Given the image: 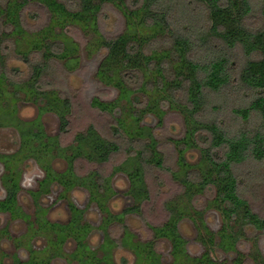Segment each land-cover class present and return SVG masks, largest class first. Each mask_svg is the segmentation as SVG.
Returning a JSON list of instances; mask_svg holds the SVG:
<instances>
[{
	"label": "trees",
	"instance_id": "1",
	"mask_svg": "<svg viewBox=\"0 0 264 264\" xmlns=\"http://www.w3.org/2000/svg\"><path fill=\"white\" fill-rule=\"evenodd\" d=\"M34 2L48 9L50 20L29 31L23 11ZM107 3L118 7L126 19L125 30L114 37H106L99 29V15ZM254 5V0H0V112L10 116L0 121V126L15 127L20 137L16 151L0 156L5 168L0 211L26 220L31 228L29 239L39 234L46 239V256H39L28 241L30 258L23 261L14 256L13 264H48L57 256L78 264H118L114 257L117 247L131 250L136 256L134 264H163L155 240H135L129 231L118 238L110 225L123 220L126 213L141 212L150 199L147 170L152 165L163 167L164 158L153 128L140 122L148 113L162 119L167 104L185 118L184 135L174 139L182 170L173 176L192 202L198 194L214 188L213 202L224 217L215 233L202 217L203 210H195L194 216L187 206L167 201V219L152 228L154 238L172 241L173 264H214V248L237 250L244 226L264 232V217L241 194L245 179L239 173L244 163L264 162V0L260 1L262 23L256 26L249 21ZM71 27L96 35L93 47L105 48L97 76L117 88L119 95L112 101L95 97L92 106L114 114L113 138L92 123L85 131H78L72 143L64 145L59 135L47 133L41 120L46 112H54L61 131L70 125L73 101L56 88L45 86L44 76L52 59L63 60L69 69L79 64L80 46L68 34ZM12 42L30 65L29 75L22 79L14 78L10 74L13 69L7 65ZM19 99L37 105L34 119L19 116ZM135 104L144 106L137 108ZM221 107L233 117L221 115ZM120 138L128 144L131 159L114 165L108 173L100 168L78 170L82 161H109L121 149ZM190 149L201 153L197 164L187 160ZM55 157L66 160L64 170L53 168ZM29 158L45 171L39 189L32 192L34 220L18 202L23 164ZM118 172L127 174L134 204L114 214L107 202L115 193L112 178ZM54 182L63 186L60 196L68 199L70 217L65 222L50 220L48 208L39 202ZM75 187L85 188L89 201L107 214L99 225L104 239L98 248L89 243L94 227L84 216L85 208L71 199L70 191ZM185 214L200 224L199 238L207 249L199 258L187 253L186 240L179 232V221ZM67 242H74L73 251L65 249ZM4 256L0 250V264H4ZM244 261L238 252L235 264ZM126 262L123 258L122 264Z\"/></svg>",
	"mask_w": 264,
	"mask_h": 264
},
{
	"label": "rangeland",
	"instance_id": "2",
	"mask_svg": "<svg viewBox=\"0 0 264 264\" xmlns=\"http://www.w3.org/2000/svg\"><path fill=\"white\" fill-rule=\"evenodd\" d=\"M67 1V0H66ZM260 1L254 0V11L249 16L251 25L262 23V12ZM50 20L48 9L37 2L32 3L23 11V22L29 31L38 30L47 25ZM126 19L123 13L113 3H107L99 15V29L106 37H114L122 33L126 28ZM68 32L79 46V64L74 68H68L63 60L52 59L50 67L44 76V84L47 87L56 88L64 97H69L73 101L72 111L69 114L70 125L67 131L60 129V121L56 113L46 112L41 120L48 134L59 135L61 142L66 145L74 140L78 131H85L90 124H95L97 128L107 137L113 138V125L116 124L114 114L103 111L98 107L92 106L95 97L105 101H112L119 95V90L115 87L106 85L97 76V70L106 51L103 47H93L92 40L95 41L96 35L91 32H83L79 27H71ZM7 65L11 69L10 74L16 79H22L29 75L30 65L22 58L21 52L17 50L15 43L12 42L8 51ZM74 59H71L73 62ZM14 69H18L17 71ZM137 108H142L143 104H135ZM1 107V106H0ZM19 116L26 120L34 119L38 115L37 105L27 100H18ZM166 113L162 119L153 113L143 115L140 124L148 125L153 128L158 141L160 153L164 158L163 167L152 165L147 170V183L150 189V199L145 202L141 212L127 213L123 220H114L110 227L114 236L120 238L123 233V225L136 233V238L148 239L152 236L150 224L163 223L169 212L166 203L169 200L182 207L187 206L191 215H196L195 210H203L202 217L205 218L207 226L217 233L223 223L224 217L220 209L213 200L216 197L215 189H207L198 194L193 202L187 199L184 189L179 180L173 174L182 170L179 164L178 146L174 139L181 138L185 131V118L175 108L169 104L166 106ZM119 110V109H118ZM217 114V112H216ZM220 114H225L227 118L233 117L228 109L220 108ZM125 116V115H124ZM10 116L1 114L0 121L9 120ZM129 120V118H128ZM121 149L112 155L111 159L104 164L82 161L77 164L80 172H86L93 168H100L106 173L110 172L114 165L131 159L129 156L128 144L121 140ZM20 145V137L17 129L12 126H0V156L16 151ZM187 160L191 164L200 161L201 153L198 149H190L186 152ZM66 160L55 157L52 166L57 171H62L66 167ZM198 168V167H197ZM195 168V169H197ZM4 164L0 160V197L5 194L1 184V175L4 172ZM239 173L245 179L241 187V194L249 201L252 209L264 217V162L242 164ZM44 175V169L34 159L29 158L24 162L22 173V189L19 194L20 204L27 213L34 214L35 204L30 191L37 189L39 180ZM112 185L115 193L109 198L107 204L114 214L122 212L127 206L133 205L134 199L128 192L130 188L129 178L126 173L118 172L112 178ZM51 191L43 195L42 202L48 206L47 216L50 220L66 221L70 217L68 201L61 198L62 187L58 183L51 186ZM71 198L79 206L86 209L84 216L93 225L89 235V243L93 248H98L104 238V231L99 227L106 212H102L97 203L89 201V193L85 188L75 187L71 191ZM176 206V205H175ZM196 218V217H195ZM199 221L185 214L179 221V229L187 239L188 251L192 255H200L204 248L200 243ZM6 228L8 231L0 234V242L6 252L5 263L10 264L12 255L18 253L23 259L28 257V250L24 247L26 236L30 234L31 228L22 219H11L9 213L0 212V229ZM244 235L241 236L237 244V250L226 251L217 247L213 254L217 260L215 264L225 263L234 264L238 252L242 253L245 264H264V232L258 231L253 227L244 226ZM202 233V231H201ZM19 237H23L20 242ZM218 240V238H217ZM18 243H21L18 245ZM32 243L39 252V256H46V251L42 249L46 245L43 234L33 238ZM74 242H68L65 247L68 251L74 248ZM158 251L162 255L164 263L170 264L174 260L171 253V241L166 238L159 240ZM114 257L118 264L122 259H126L127 264H133L134 253L124 247L114 249ZM51 264H67L64 258L56 257L51 260ZM71 264H77L72 262Z\"/></svg>",
	"mask_w": 264,
	"mask_h": 264
},
{
	"label": "flooded vegetation",
	"instance_id": "3",
	"mask_svg": "<svg viewBox=\"0 0 264 264\" xmlns=\"http://www.w3.org/2000/svg\"><path fill=\"white\" fill-rule=\"evenodd\" d=\"M23 168H24V164H23ZM23 173V172H22ZM45 176V171H44V175H43V177ZM42 177V178H43ZM41 178V179H42ZM40 179V180H41ZM40 180H39V182H38V187H37V189H35V190H32V191H30V194L32 195V192L33 191H37L38 189H39V187H40ZM54 183H57V182H54ZM53 183V184H54ZM2 184V183H1ZM52 184V185H53ZM59 184V183H58ZM51 185V186H52ZM60 185V184H59ZM2 187H3V185H2ZM62 187V190H63V186H61ZM4 188V187H3ZM51 188V187H50ZM81 188H83V187H81ZM114 188V187H113ZM21 189H22V178H21ZM21 189H20V191H21ZM74 189V188H73ZM72 189V190H73ZM62 190H61V193H62ZM71 190V191H72ZM20 191H19V193H18V202H19V204H20V201H19V194H20ZM50 191H51V189H50ZM49 191V192H50ZM71 191H70V194H71ZM4 192H5V189H4ZM49 192H47V193H49ZM88 192V191H87ZM128 192H129V190H128ZM47 193H44V194H42L41 195V197H40V199H39V202H40V204L43 206V207H46V208H48V210H49V207L48 206H44L43 205V202H42V198H43V195H45V194H47ZM4 196H5V194L3 195V196H1L0 198H4ZM71 196V195H70ZM61 197V196H60ZM32 198H33V201H34V197H33V195H32ZM61 198H64V197H61ZM67 199V198H66ZM72 199V198H71ZM134 199V198H133ZM73 200V199H72ZM67 201H68V199H67ZM34 204H35V201H34ZM76 204V203H75ZM134 204V203H133ZM21 205V204H20ZM22 206V205H21ZM131 206V205H130ZM128 207V206H127ZM22 208H23V206H22ZM68 208H69V203H68ZM81 208H83V207H81ZM24 209V208H23ZM48 210H47V213H48ZM69 211H70V209H69ZM85 211H86V209H85ZM1 213H9L8 211H5V212H3V211H0ZM26 212V211H25ZM35 212H36V205H35V211H34V214H30V213H28V214H30L31 216H32V219L34 220V218H35ZM47 213H46V216H47ZM70 213V212H69ZM10 214V213H9ZM127 214V213H126ZM125 214V215H126ZM125 215H124V217H125ZM10 217H11V219H19V218H12V216H11V214H10ZM48 217V216H47ZM20 219H22V220H24L23 218H20ZM69 219V218H68ZM205 219V218H204ZM25 222H27L26 220H24ZM67 221V220H66ZM206 221V220H205ZM59 222H65V221H59ZM27 224H28V222H27ZM206 224H207V222H206ZM29 225V224H28ZM154 225H156V224H150L149 225V227H151V231H152V236L150 237V238H148V239H141V238H136L137 237V235H136V233H134L131 229H128V227L124 224L123 225V233H122V235H121V237L124 235V233L126 232V231H129V232H131L133 235H134V239L135 240H141V241H145V242H147V241H150V240H155V247H156V251L160 254V256H161V262L163 263V264H166V263H164V261H163V259H162V255H161V253L158 251V248H157V244H158V242H159V240L161 241V240H164V237L163 238H154V230H153V226ZM8 230L6 229V228H2V229H0V234L1 233H3V232H7ZM179 232H180V234L182 235V233H181V231H180V229H179ZM182 237L186 240V242H185V247H186V251H187V253L190 255V256H192V257H201L203 254H204V252L206 251V249H207V247H206V245L203 243V241H201L200 243L203 245V248H204V250H203V252L200 254V255H192V254H190L189 253V251H188V246H187V243H188V241H187V239L182 235ZM23 237H19V239L18 240H20V242L22 241L21 239H22ZM33 238H35V237H33ZM33 238H31V239H29V234L26 236V240H25V248L28 250V257L27 258H25V259H23L18 253H14L13 255H12V260H11V263L10 264H13L14 263V256H18L21 260H23V261H26V260H28L29 258H30V256H31V253H30V250H29V246H28V241H30L31 242V244H32V246H33V248L37 251V249L35 248V246H34V244L32 243V241H33ZM166 238V237H165ZM104 239V238H103ZM167 240H168V238H166ZM170 240V239H169ZM1 241V240H0ZM103 241V240H102ZM171 241V240H170ZM68 243V242H67ZM66 243V244H67ZM21 243H18V245H20ZM65 244V245H66ZM171 244H172V241H171ZM74 247H75V245H74ZM92 247V246H91ZM217 247L218 246H216L215 248H214V251H212L211 252V255L213 256V254L216 252V250H217ZM93 248V247H92ZM118 248V247H117ZM125 248V247H124ZM44 249V248H43ZM42 249V251L44 252V250ZM65 249H66V247H65ZM74 249V248H73ZM73 249L72 250H70V251H73ZM0 250L1 251H3L4 253H5V256H4V258H3V263L4 264H6L5 263V257H7L6 256V252L4 251V249H3V246H2V244H1V242H0ZM67 250V249H66ZM172 250H173V244H172V248H171V253H172ZM68 251V250H67ZM38 252V251H37ZM39 253V252H38ZM135 255V254H134ZM173 255V254H172ZM57 257H60V258H64L66 261H67V264H71L72 262H77V261H68L67 260V258H65V257H62V256H57ZM53 258H56V257H53ZM53 258H51L50 259V262L48 263V264H51V260L53 259ZM173 258H174V256H173ZM213 259H214V256H213ZM135 260H136V256H135ZM135 260H134V262H135ZM215 261H217V260H215L214 259V262ZM174 263V260L172 261V263H170V264H173ZM215 263H217V262H215ZM214 263V264H215ZM40 264H47V263H40ZM77 264H78V262H77ZM122 264V263H121ZM134 264V263H133ZM187 264H189V263H187ZM200 264H209V263H204V262H201ZM220 264H222V263H220ZM235 264V263H234ZM243 264H245V261L243 262Z\"/></svg>",
	"mask_w": 264,
	"mask_h": 264
}]
</instances>
